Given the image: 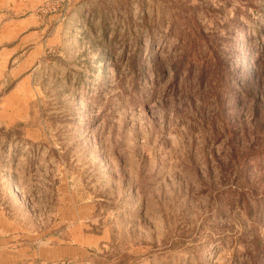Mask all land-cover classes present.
Masks as SVG:
<instances>
[{"label":"rangeland","instance_id":"374dc122","mask_svg":"<svg viewBox=\"0 0 264 264\" xmlns=\"http://www.w3.org/2000/svg\"><path fill=\"white\" fill-rule=\"evenodd\" d=\"M0 264H264V0H0Z\"/></svg>","mask_w":264,"mask_h":264},{"label":"trees","instance_id":"16d2710c","mask_svg":"<svg viewBox=\"0 0 264 264\" xmlns=\"http://www.w3.org/2000/svg\"><path fill=\"white\" fill-rule=\"evenodd\" d=\"M246 65H248L249 64V62H247V63H245ZM244 65V64H243ZM161 66H163L162 64H161Z\"/></svg>","mask_w":264,"mask_h":264}]
</instances>
